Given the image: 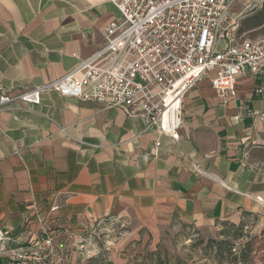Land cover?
I'll list each match as a JSON object with an SVG mask.
<instances>
[{"label":"crops","instance_id":"0c3cea01","mask_svg":"<svg viewBox=\"0 0 264 264\" xmlns=\"http://www.w3.org/2000/svg\"><path fill=\"white\" fill-rule=\"evenodd\" d=\"M118 17L107 0H0V94L70 73L100 51ZM214 76L186 96L179 141L55 92L40 105L0 109V228L14 239L38 233L34 204L62 235L113 219L134 234L177 223L213 237L222 224L264 219V125L247 114L264 113V98L244 74L224 107ZM71 239L60 240L64 250Z\"/></svg>","mask_w":264,"mask_h":264},{"label":"built area","instance_id":"2783aa9c","mask_svg":"<svg viewBox=\"0 0 264 264\" xmlns=\"http://www.w3.org/2000/svg\"><path fill=\"white\" fill-rule=\"evenodd\" d=\"M119 17L103 32L104 46L70 73L17 95L0 94V109L40 105L44 94L119 109L144 120L149 129L179 141L183 105L188 93L208 78L222 106L235 94L239 77L257 82L255 95L264 98V36L240 33L242 22L264 11V0H107ZM264 125V113L248 112ZM160 147V143L156 144ZM58 201L49 215L58 212ZM39 232L26 230L17 239L0 228V264H71L52 234L48 218L33 206Z\"/></svg>","mask_w":264,"mask_h":264},{"label":"rangeland","instance_id":"374dc122","mask_svg":"<svg viewBox=\"0 0 264 264\" xmlns=\"http://www.w3.org/2000/svg\"><path fill=\"white\" fill-rule=\"evenodd\" d=\"M242 4L243 0L238 1L237 7ZM251 17L264 18V11ZM251 17L241 27L247 26ZM251 28L242 32L246 39L254 41L264 36V25L255 31ZM263 223L264 219L250 215L241 230L240 225L222 224L217 234L207 237L192 226L184 228L177 223L160 234H134L131 226L124 227L112 219L87 225L64 244L69 246L71 264H141L144 257L158 252L159 246L188 264H264ZM219 248L227 252L218 257Z\"/></svg>","mask_w":264,"mask_h":264},{"label":"trees","instance_id":"16d2710c","mask_svg":"<svg viewBox=\"0 0 264 264\" xmlns=\"http://www.w3.org/2000/svg\"><path fill=\"white\" fill-rule=\"evenodd\" d=\"M263 24H264V18H259V17L250 18L249 21H247V26L245 25V27H241L240 33L246 31L248 26L252 27L250 30H253L255 28L262 26ZM181 226L184 228L188 227L185 225H181ZM243 226H244V223H241L238 230H241L243 228ZM210 244L211 245H217L218 247H221V244H218L215 241H210ZM219 250L220 251L218 252V255H217L218 257L223 256L225 254V252H227V251L224 252L221 248H219ZM141 264H188V263L179 257H175V256L171 255L167 251L166 252L163 251L162 247L159 246V251L156 253H153L147 257H144Z\"/></svg>","mask_w":264,"mask_h":264}]
</instances>
